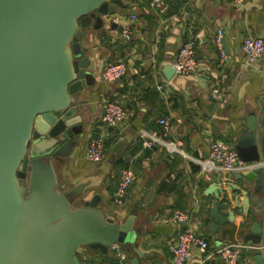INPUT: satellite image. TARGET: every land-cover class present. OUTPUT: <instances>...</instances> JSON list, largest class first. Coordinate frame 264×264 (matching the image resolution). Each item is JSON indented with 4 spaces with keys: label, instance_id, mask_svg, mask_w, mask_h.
Here are the masks:
<instances>
[{
    "label": "crops",
    "instance_id": "0c3cea01",
    "mask_svg": "<svg viewBox=\"0 0 264 264\" xmlns=\"http://www.w3.org/2000/svg\"><path fill=\"white\" fill-rule=\"evenodd\" d=\"M117 12L108 20L124 19L131 28V37L110 27L79 28L77 36L83 56L89 60L94 84L79 96L85 120L80 138L74 137L73 148L62 159L55 161L60 182L68 186L91 181L90 193L102 197L105 209L122 215V219L136 211L133 228L143 256L140 264H173L170 245L176 242L181 225L167 218L175 209L185 210L193 227L208 242L209 249L223 243H246L240 226L243 214L233 209L234 219L213 232L209 222L213 195H207L214 182L226 187L239 183L228 173L201 172L198 158L207 154L212 139L222 138L234 144L232 133L246 128L247 119L254 115L260 133H264V52L249 64L241 50L246 37L264 40V0H244L235 6L229 0H120ZM116 5V4H115ZM218 29L225 40L222 58L214 42ZM194 40L197 69L189 74L174 73L168 78L166 64H172L180 45ZM116 61L126 62L125 73L116 80L101 76L103 67ZM217 87L222 99L213 100L212 88ZM117 101L126 110V121L120 127H109L103 120L105 101ZM167 116L171 128L166 137L179 140L180 153H168L162 147L146 148L140 144V128L159 130L158 119ZM102 138L106 156L99 163L91 162L86 151L92 138ZM121 142L119 154L114 152ZM122 157L136 173L129 186L123 205L116 206L112 195L118 181ZM258 195L252 196V201ZM227 217L231 207L220 203ZM223 230L226 234L223 235ZM119 244V243H118ZM126 251L129 260L135 254ZM81 264H95L116 260L110 247L87 251ZM242 264H254L247 249L241 253ZM131 264V263H130ZM186 264H223L213 257L204 260L203 253L191 248Z\"/></svg>",
    "mask_w": 264,
    "mask_h": 264
},
{
    "label": "water",
    "instance_id": "95a60500",
    "mask_svg": "<svg viewBox=\"0 0 264 264\" xmlns=\"http://www.w3.org/2000/svg\"><path fill=\"white\" fill-rule=\"evenodd\" d=\"M116 12L112 0H0V264H81L87 251L106 252L113 243L140 264L136 211L122 219L90 193L91 181L68 186L55 170L82 136L86 109L79 96L95 81L77 31L110 22L122 33L126 20H108ZM164 72L170 78L172 64ZM259 126L250 115L246 128L232 133L244 161L264 159ZM121 147L116 143L114 152ZM233 178L239 183L208 186L206 194L214 196L209 226L216 232L240 209L251 260L264 264V167ZM221 202L231 207L227 217Z\"/></svg>",
    "mask_w": 264,
    "mask_h": 264
},
{
    "label": "built area",
    "instance_id": "2783aa9c",
    "mask_svg": "<svg viewBox=\"0 0 264 264\" xmlns=\"http://www.w3.org/2000/svg\"><path fill=\"white\" fill-rule=\"evenodd\" d=\"M162 0H152L157 3ZM233 5L238 6L244 0H229ZM123 35L126 39L131 37V28L126 25L123 28ZM223 31L218 29L214 36L220 55L225 58L224 47L222 43ZM241 50L249 64L257 62L264 52V40L261 37H246L241 43ZM172 66L177 74H189L197 69L198 61L194 51V40L187 39L179 47L177 54L172 62ZM126 71L125 61H116L105 65L101 71V76L105 80H116ZM213 100L222 99V93L219 88L214 87L211 90ZM103 122L109 127H120L126 121V110L117 101H105L103 105ZM159 130H149L140 128L138 138L140 144L146 148L155 146L162 147L166 152L180 153L184 155L180 148V141L167 138L171 128L170 119L167 116L158 119ZM106 156V148L102 138L94 137L91 139L86 151V157L89 161L99 163ZM201 172L217 173H240L263 166L264 159L257 161L242 160L236 150L228 141L222 138L212 139L208 144L207 154L204 158L196 159ZM118 181L116 183L112 202L116 206L124 203L129 186L136 178V173L130 164L123 165L119 169ZM170 223L181 225L180 232L176 242L170 245V253L173 264H186L191 256V248L196 247L203 253L204 260L218 257L223 264H242L241 253L248 249V243L227 242L215 249L208 248L207 239L193 227L189 214L182 209H175L167 218ZM111 248L115 251L116 260L113 262L98 261L95 264H130L126 251L118 243H113Z\"/></svg>",
    "mask_w": 264,
    "mask_h": 264
},
{
    "label": "trees",
    "instance_id": "16d2710c",
    "mask_svg": "<svg viewBox=\"0 0 264 264\" xmlns=\"http://www.w3.org/2000/svg\"><path fill=\"white\" fill-rule=\"evenodd\" d=\"M112 2L114 4H116V5H119V6L121 5L120 0H112ZM107 144H108V141L104 142L105 147H106ZM116 164L120 165V167L123 166V165H127V163H125V161L123 160L122 157L117 159V163Z\"/></svg>",
    "mask_w": 264,
    "mask_h": 264
}]
</instances>
